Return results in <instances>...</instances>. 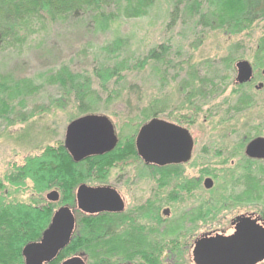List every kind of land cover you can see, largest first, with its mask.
<instances>
[{
  "label": "rangeland",
  "instance_id": "rangeland-1",
  "mask_svg": "<svg viewBox=\"0 0 264 264\" xmlns=\"http://www.w3.org/2000/svg\"><path fill=\"white\" fill-rule=\"evenodd\" d=\"M138 7L140 10L135 13L132 9ZM169 7L168 0H158L152 9L124 6L110 23H96L87 15L54 24H36L28 30L22 46H5L0 50V177L13 165H22L27 157L38 156L46 146L63 143L67 125L87 116L80 115L72 101L53 103L60 96L57 86L51 83L58 68L67 65L74 73H89L99 48L116 37L128 41L121 59H136L159 44L169 43L170 67L168 63L149 64L140 71L124 73L125 78L115 84L120 89L116 101L106 103L107 93L95 87L101 100L96 94L89 96L88 115L106 117L123 147L131 136L135 142L140 127L151 120H143V110L156 100V111L162 112L154 118L188 129L194 143L190 162L176 171L177 176L158 185V176L152 177L153 173L142 169L136 158L127 155L104 166L106 175L99 174L102 178L97 171L89 172L87 184L97 185L102 180L116 188L125 198V215L142 205H153L151 211L163 220L137 222L145 226L141 236L143 259L157 258L158 264H193L192 243L197 236L210 230H224L225 236H229L231 219L264 211V162L247 164L243 155L250 140L264 137V89L258 92L252 83L249 88L238 89L234 82L238 61L256 64L255 49L264 36V21L254 25L245 36L194 34L187 26L167 29ZM199 37L200 46L191 47L193 39ZM255 69L254 84H264V67ZM190 70L199 71V77L205 75L209 83L210 97L200 105L192 106V101L186 99L185 73ZM130 84L138 86V94L128 90ZM245 95L252 102L239 105L238 98ZM21 114L26 121L20 120ZM197 178L201 179L198 189L182 194L176 190L178 185ZM205 178L212 180L210 190L203 188ZM31 188L27 183L14 198L43 205ZM51 191L57 190L50 189L42 195L45 203H49L45 195ZM51 205L54 209L61 207L59 202ZM164 209L169 211L166 218L161 215ZM123 253L110 252L111 262L123 257ZM134 262L150 264L139 258Z\"/></svg>",
  "mask_w": 264,
  "mask_h": 264
},
{
  "label": "trees",
  "instance_id": "trees-1",
  "mask_svg": "<svg viewBox=\"0 0 264 264\" xmlns=\"http://www.w3.org/2000/svg\"><path fill=\"white\" fill-rule=\"evenodd\" d=\"M157 1L0 0V50L5 46H22L26 35L29 34L28 30L36 24H54L62 19H78L87 15L96 23H110L118 18L124 6L127 9L137 6L152 9ZM168 2L170 6L166 25L168 30L180 25L189 27L194 34L219 32L228 37H239L245 36L254 25L264 21V0H168ZM139 8L130 9L138 13ZM200 43L199 37L193 39L190 46L196 49ZM127 44L128 41L121 37L106 41L92 59L90 72L85 75L72 72L67 65L58 68L51 77V83L57 86L60 96L53 103L57 102L55 105H60L64 100L72 101L80 115H88L91 111L87 102L89 96L96 94V98L101 100L94 90L95 87L107 93L106 103L116 101L119 99L120 89L117 90L115 84L125 78L124 73L140 71L149 64L168 63L170 67L171 63L167 62V59L172 46L169 43L159 44L136 59H121ZM235 48H238L237 44ZM254 60L255 66L264 67V36L257 42ZM176 72L180 70L176 69ZM185 77L186 99L192 101V106L200 105L210 97V89L207 90L209 83L205 75L199 77V71L190 70L185 73ZM249 85L235 84L238 89L249 88ZM128 90L138 94L139 89L136 84H130ZM250 102L252 101L247 95L238 98L239 105H248ZM156 103V100L153 101L143 110V120L153 119L162 112L157 113ZM19 116L21 121H26L24 115ZM133 141L131 136L123 147L117 142L111 152L81 163L73 162L63 143L59 142L53 147L46 146L38 156L27 157L22 165H13L0 177V264H23L22 248L27 243L40 239L55 210L51 203H45L42 199L44 193L56 189L61 206L74 207L75 189L80 183L86 182L89 172L97 171L99 177H101L99 174L105 176L104 166L122 160L127 155L134 157L136 152ZM246 162L251 164L249 160ZM27 183L31 184L32 192L41 197L40 203L43 205L26 204L14 198ZM125 221L122 215L88 216L77 213L72 240L55 261L58 262L72 254L82 255L87 264L134 261L135 259L127 258L125 254L134 250L131 249L133 244L139 243L141 246L142 243L132 239L127 241L129 238H126ZM115 250L125 253L112 263L109 253ZM143 260L146 263L158 264L157 258L146 257Z\"/></svg>",
  "mask_w": 264,
  "mask_h": 264
},
{
  "label": "water",
  "instance_id": "water-1",
  "mask_svg": "<svg viewBox=\"0 0 264 264\" xmlns=\"http://www.w3.org/2000/svg\"><path fill=\"white\" fill-rule=\"evenodd\" d=\"M236 85L252 80V66L247 61L235 64ZM111 122L103 116L87 115L70 122L63 145L71 159L79 163L90 157L111 152L117 145ZM135 151L147 164L164 166L189 161L193 140L189 132L161 119H151L140 127L135 137ZM244 154L249 159L264 160V139L250 140ZM212 181H205L211 188ZM50 203H58L59 194L45 195ZM124 205L120 196L108 187H89L81 184L75 191V207L57 208L39 241L27 243L21 251L23 264H50L71 242L76 227L74 212L93 216L120 213ZM193 264H261L264 262V226L250 217L235 219L234 232L229 236L202 237L194 243ZM61 264H85L82 256L74 255Z\"/></svg>",
  "mask_w": 264,
  "mask_h": 264
},
{
  "label": "flooded vegetation",
  "instance_id": "flooded-vegetation-1",
  "mask_svg": "<svg viewBox=\"0 0 264 264\" xmlns=\"http://www.w3.org/2000/svg\"><path fill=\"white\" fill-rule=\"evenodd\" d=\"M261 76L264 78V70H262ZM255 82H256V69H255V66L252 65V80L249 83H247V84H251L252 83V86L258 92L264 89V84L262 82H258L256 85L254 84ZM175 125L176 126H179V127H182V128H184V129H186L188 131V129L185 128V127H183V126H180V125H177V124H175ZM256 138H263L264 139V137H255L253 139H256ZM193 147H194V143H193ZM244 150H245V147H244ZM192 152H193V148H192ZM192 152H191V157H190L189 161H187L185 163H179V164H167V165H164V166H159V165H155V164H147L139 156H137V154L133 158H136V160H138V162L141 165L142 169L148 170L150 173H153V175H151L152 177L158 176V179L156 181L158 182L157 184L160 185L161 183L164 184L165 181H166V179H169V178L171 179V177L173 175L177 176V172L176 171H178V169L181 166H184V165H186V164H188L190 162V160L192 158ZM243 155H244V157L247 160L251 161L252 163H263L264 162V160H256V159H249V158H247L245 156V154H244V151H243ZM90 158H93V157H90ZM90 158H87V159H85V160H83L81 162H85V161H87ZM81 162H79V163H81ZM89 180L87 179L86 182H82L79 185L85 184V185H87L89 187H108V188L114 190L120 196V198H121V200L123 202V205H124L123 211H121L120 213H102V214H108V215H112V216L122 215L123 217H125L126 221L124 223V227H126V229H127V231L125 233H126V238H129V239H127L128 242H129L130 239H132V240H136V241H138V242L141 243V236L143 235L144 227L145 226L142 225L141 223L140 224H137V222H139V221L141 222V220L144 219V220H146L148 222L154 220L155 222L160 223L163 220V219H161L159 217V215H158L157 212L154 213L153 211H151L152 210L151 207L153 206L151 204L142 205L139 208L133 209V212L132 213H129V214L127 213L128 215H125L124 214L125 208H126L125 198L121 195V193L116 188H114L111 185L103 184L102 183V180L97 181V182H100V184H97V185H88L87 182ZM200 180H201L200 178H197V179H192V180H189V181H185V183L183 185H178V187H176V190L179 191V194H182L184 192H190L195 187L197 188L201 184V181ZM206 180H211V179L210 178H205L202 181L203 188L205 190H210L212 188V186L209 189L208 188H205V181ZM212 185H213V183H212ZM77 187H76V189H77ZM76 189H75V191H76ZM173 196H176V193H175V195L173 194ZM74 207H75V193H74ZM74 207H70V208H74ZM146 210H147V212L145 213L144 211H146ZM77 213H79V212H77V211L74 212L75 220H76V217H77ZM98 215H100V214H98ZM161 215L166 218L169 215L168 209H164L161 212ZM93 216H96V215H93ZM240 216L250 217L252 220H256V224H258L259 226H264V213L263 212H261L259 214H252V215H239V216L231 219V221H230V230H232L231 231L232 233L234 232L235 219L238 218V217H240ZM133 228H135V230H133ZM216 235L225 236V231L224 230L223 231H221V230L220 231L210 230V231H207L205 233L200 234L199 236H197L193 240L192 250H193V247H194V243L197 240H199L200 238H202V237H214ZM131 249H134V250L129 251L128 253H126L125 256L127 258H132V259H138L139 258V259H141V261H143V257H144L145 254H144L143 249L139 245V243H136V245L135 246H132ZM75 255H77V254H75ZM80 256H82V255H80ZM191 256H192V251H191ZM82 258H83L85 264H87V262L85 261V258L83 256H82ZM54 262H55V260L52 261L50 264H53ZM136 263L137 262H134V261H126V262L115 263V264H136Z\"/></svg>",
  "mask_w": 264,
  "mask_h": 264
}]
</instances>
